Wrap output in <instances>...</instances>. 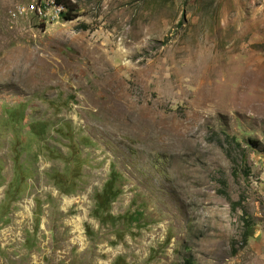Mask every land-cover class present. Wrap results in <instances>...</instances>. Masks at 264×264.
Wrapping results in <instances>:
<instances>
[{"label": "rangeland", "instance_id": "obj_1", "mask_svg": "<svg viewBox=\"0 0 264 264\" xmlns=\"http://www.w3.org/2000/svg\"><path fill=\"white\" fill-rule=\"evenodd\" d=\"M72 1L0 0V264H264V0Z\"/></svg>", "mask_w": 264, "mask_h": 264}, {"label": "trees", "instance_id": "obj_2", "mask_svg": "<svg viewBox=\"0 0 264 264\" xmlns=\"http://www.w3.org/2000/svg\"><path fill=\"white\" fill-rule=\"evenodd\" d=\"M54 2L65 9L64 15L67 20H72L77 16L72 0H54Z\"/></svg>", "mask_w": 264, "mask_h": 264}, {"label": "bare ground", "instance_id": "obj_3", "mask_svg": "<svg viewBox=\"0 0 264 264\" xmlns=\"http://www.w3.org/2000/svg\"><path fill=\"white\" fill-rule=\"evenodd\" d=\"M57 7V6H56Z\"/></svg>", "mask_w": 264, "mask_h": 264}]
</instances>
